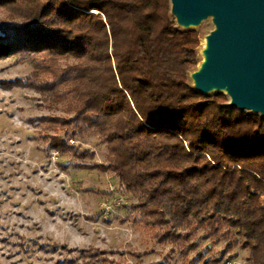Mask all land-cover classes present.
<instances>
[{
    "label": "trees",
    "instance_id": "trees-1",
    "mask_svg": "<svg viewBox=\"0 0 264 264\" xmlns=\"http://www.w3.org/2000/svg\"><path fill=\"white\" fill-rule=\"evenodd\" d=\"M0 8L23 17L0 22V61L36 60L50 82L30 87L73 113L41 120L60 131L40 135L46 155L114 174L137 200L129 222L186 264L204 260L189 261L197 245L184 244L200 229H234L254 263L264 261V117L192 86L201 35L177 26L170 0H0ZM86 135L102 137L108 165L70 145ZM96 255L95 264H116Z\"/></svg>",
    "mask_w": 264,
    "mask_h": 264
},
{
    "label": "rangeland",
    "instance_id": "rangeland-1",
    "mask_svg": "<svg viewBox=\"0 0 264 264\" xmlns=\"http://www.w3.org/2000/svg\"><path fill=\"white\" fill-rule=\"evenodd\" d=\"M172 13L178 27L197 30L201 35L199 64L190 74L191 84L197 89L193 76L203 62V41L218 30V17L210 14L197 23L186 24L173 9ZM22 20L19 13L12 15L9 9L0 8V22ZM36 63L14 56L0 61V264H57L61 260L95 264L92 255L96 254L116 264H186L171 251V244L159 245L145 230L129 222L128 208L137 200L119 188L114 174L76 167L67 158L43 151L40 135L60 131L59 126L50 130V125L41 120L68 118L73 113H67L64 105L50 106V95L30 87L32 81L50 82V75H44ZM15 80L20 86L11 88ZM217 93L227 96L232 104L227 87L205 94ZM69 143L86 151L90 164L108 165V148L102 137L77 136ZM188 231L181 230L184 236ZM234 238L240 243L229 247L228 241ZM184 239V244L197 245L189 261L199 254L204 257L203 262L194 264H255L251 249L244 246V237L234 229L227 236L200 229ZM51 246L56 248L55 253L50 251ZM256 264L264 261L257 260Z\"/></svg>",
    "mask_w": 264,
    "mask_h": 264
},
{
    "label": "water",
    "instance_id": "water-1",
    "mask_svg": "<svg viewBox=\"0 0 264 264\" xmlns=\"http://www.w3.org/2000/svg\"><path fill=\"white\" fill-rule=\"evenodd\" d=\"M170 1L186 24L218 17V30L209 37L211 60L196 77L197 90L205 94L212 86L227 87L232 107L264 115V0Z\"/></svg>",
    "mask_w": 264,
    "mask_h": 264
},
{
    "label": "bare ground",
    "instance_id": "bare-ground-1",
    "mask_svg": "<svg viewBox=\"0 0 264 264\" xmlns=\"http://www.w3.org/2000/svg\"><path fill=\"white\" fill-rule=\"evenodd\" d=\"M193 24V23H191ZM210 50H211V42L209 40V38L205 39V41H203V50L201 51L202 55H203V62L201 64L200 70L193 76V80H194V84L197 86V79L196 77L202 73L205 72V70L207 69L210 60H211V55H210ZM218 88H226V87H215L212 86L209 90L211 89H218Z\"/></svg>",
    "mask_w": 264,
    "mask_h": 264
}]
</instances>
